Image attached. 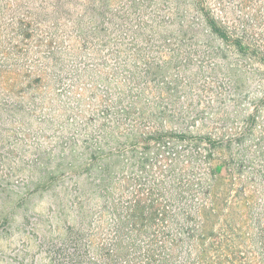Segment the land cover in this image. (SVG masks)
<instances>
[{
	"label": "rangeland",
	"instance_id": "374dc122",
	"mask_svg": "<svg viewBox=\"0 0 264 264\" xmlns=\"http://www.w3.org/2000/svg\"><path fill=\"white\" fill-rule=\"evenodd\" d=\"M209 8L229 41L203 23ZM256 50L264 52V0H0V264L55 263L70 225L69 202L62 216L55 206L71 174L43 180L29 166L63 142L97 140L101 112L120 90L143 93L152 109L194 116L186 122L192 136L225 134L230 143L216 160L259 168L264 61ZM147 61L166 66L172 88L162 92L152 76L129 84L128 73L144 72ZM242 176H220L222 208L203 239L234 222L228 264H264V182L251 167Z\"/></svg>",
	"mask_w": 264,
	"mask_h": 264
},
{
	"label": "trees",
	"instance_id": "16d2710c",
	"mask_svg": "<svg viewBox=\"0 0 264 264\" xmlns=\"http://www.w3.org/2000/svg\"><path fill=\"white\" fill-rule=\"evenodd\" d=\"M203 23L223 41L231 39L210 8ZM258 53L256 59L264 61V52ZM145 65L142 73H128L132 87L140 78L152 76L164 85L162 92L172 88L165 86L164 64ZM129 89L105 104L97 140L87 138L80 148L63 142L38 153L35 170L29 166L43 180L50 174L59 179L65 172L71 174L69 183H62L63 195L55 206L62 216L69 202L70 225L53 253L54 264H228L232 244L228 226H238L233 221L220 224L214 237L203 239L206 226L222 208L220 176L230 175L237 183L243 180V170L251 167L261 185L264 162L256 168L253 160L250 164L244 159L216 160L218 148L230 143L225 134L192 136L186 127L192 115L152 109L143 93ZM141 140L152 142L140 144ZM193 140L205 145V154Z\"/></svg>",
	"mask_w": 264,
	"mask_h": 264
}]
</instances>
